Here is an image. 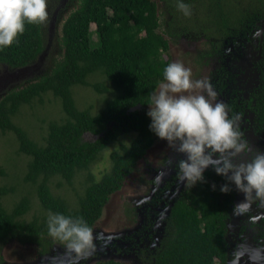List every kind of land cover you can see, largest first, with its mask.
<instances>
[{
    "label": "trees",
    "instance_id": "obj_1",
    "mask_svg": "<svg viewBox=\"0 0 264 264\" xmlns=\"http://www.w3.org/2000/svg\"><path fill=\"white\" fill-rule=\"evenodd\" d=\"M181 2L190 6V16L177 9V0H163L161 11L154 0H77L62 21L58 39L62 51L50 69L4 90L0 96V133L13 131L17 149L29 155L23 179L34 184L45 212L27 218L30 201L26 194L11 208L0 201V246L15 237L34 242L38 251H45L59 241L48 234L49 213L83 217L92 228L109 195L121 187L153 142L147 106L169 64L163 57L169 37L198 32L209 39L210 50L216 51L225 36L264 14V0ZM164 13L168 15L166 23ZM91 23H95L98 35L94 44ZM18 40L0 50L1 64L22 67L32 62L44 49L43 24L26 23ZM94 73L102 74L108 83L89 81ZM77 84L104 94L96 110L92 109L95 103L85 107L76 104L72 87ZM47 92L58 98L64 114L48 120L43 143H39L12 117L23 104L41 100ZM250 100H254L258 122L264 125V86L259 93L253 92ZM128 131H136V137L129 145L120 144L119 149L109 152L110 165L96 178L90 165ZM85 132L94 137L85 138ZM82 170L81 188L75 189L73 178ZM55 175L74 189V204L52 191L50 178ZM203 175V182L186 184L173 199L163 235L147 264H227L226 216L234 193L220 191L227 181L214 169L205 170ZM4 191L7 189H0ZM94 264L127 263L109 259Z\"/></svg>",
    "mask_w": 264,
    "mask_h": 264
},
{
    "label": "rangeland",
    "instance_id": "obj_2",
    "mask_svg": "<svg viewBox=\"0 0 264 264\" xmlns=\"http://www.w3.org/2000/svg\"><path fill=\"white\" fill-rule=\"evenodd\" d=\"M154 1L161 11L163 0ZM46 4L48 19L43 24L44 49L32 62L22 67H10L0 63V96L5 89L48 71L52 61L61 53L62 48L58 42L61 24L68 12L77 5V0H46ZM162 17L166 23L168 15L164 13ZM262 20L264 15L245 28L225 36L216 51L210 50L209 39H205L201 33L184 31L178 37H169V47L163 52V57L168 59L169 64L179 62L190 69L192 81H205L211 86L216 95L209 99L213 104L219 102L226 106L228 117L235 119L241 139L247 142L250 149L246 151L247 160L257 152H264V125L258 122L256 111L248 109L251 116L247 125H244L242 113L238 111L242 100L248 98L249 84L258 93L264 86V30L262 41L258 40L256 31L264 24ZM90 27L94 44L98 42L95 23H91ZM258 54L259 57L255 59ZM253 74L255 77L252 80ZM88 79L108 83L100 73L91 74ZM164 83L166 81L163 78L157 83L153 93L159 91ZM192 91L207 97L205 90ZM72 92L79 107L95 103L93 110L101 105L104 95L92 86L82 84L74 85ZM149 108L150 105L147 106V111ZM63 114L58 98L47 92L41 100L34 99L31 103L23 104L12 119L31 138L43 143L48 120L59 119ZM136 135V131L123 133L103 151L101 157L90 165L96 178L108 169L109 152L119 149L120 144L129 145ZM84 137L92 139L94 135L85 132ZM153 137L152 144L136 161L121 187L109 195L100 217L92 226L94 248L88 254L76 256L69 253L65 243L60 241H54L45 251H38L34 242L11 237L0 246V264H94L96 261L109 259H117L127 264H147L163 235L169 207L180 189L186 185L179 180L175 164L178 159L185 158L184 154L174 152L167 141L158 138L155 133ZM242 157L243 153L234 162H241ZM29 158V155L17 149V138L13 131L0 133V168L3 169V173H0V189H7L0 192V201L6 208H11L20 195L26 194L30 201V207L25 214L27 218L45 212L38 200L34 184L23 179ZM207 169L213 168L210 166ZM84 175L85 170L75 174V189L81 188ZM59 182H62L61 185H58ZM50 186L52 191L62 194L74 204V189L63 182L60 176H52ZM231 187L234 189V200L227 217L226 262L264 264V234L260 232L259 223L260 216H264V207L259 205L258 200H254L248 212L234 214L233 207L244 200V194L236 190L234 184Z\"/></svg>",
    "mask_w": 264,
    "mask_h": 264
},
{
    "label": "clouds",
    "instance_id": "obj_3",
    "mask_svg": "<svg viewBox=\"0 0 264 264\" xmlns=\"http://www.w3.org/2000/svg\"><path fill=\"white\" fill-rule=\"evenodd\" d=\"M176 7L185 16L191 15L190 6L181 0H177ZM46 8V0H0V50L19 43L26 23L45 24ZM190 77L191 70L179 62L164 68L166 83L152 94L149 103V129L166 140L174 152L184 154L185 158L175 161L179 180L190 186L203 182V173L211 166L227 181L220 186L221 192L231 191L234 184L244 194V200L234 205V214L248 212L254 200L264 207V152H257L247 161L234 162L240 154L250 151L247 142L241 139L235 119L228 117L226 106L209 99L216 95L211 86ZM194 89L205 90L207 97L195 94ZM47 225L49 236L64 242L69 253L83 256L94 248L93 230L83 217L49 213Z\"/></svg>",
    "mask_w": 264,
    "mask_h": 264
},
{
    "label": "flooded vegetation",
    "instance_id": "obj_4",
    "mask_svg": "<svg viewBox=\"0 0 264 264\" xmlns=\"http://www.w3.org/2000/svg\"><path fill=\"white\" fill-rule=\"evenodd\" d=\"M264 15V14H263ZM261 17V16H260ZM257 18H259V17H257ZM256 18V19H257ZM253 20H255V19H253ZM252 20V21H253ZM251 21V22H252ZM251 22H249V23H251ZM262 22H264V20H262ZM248 23V24H249ZM247 24V25H248ZM246 25V26H247ZM245 26V27H246ZM244 27V28H245ZM263 30H264V24L261 26V27H258L257 29H256V31H257V33H258V40L259 41H262V39H263V36H262V32H263ZM205 38V37H204ZM206 39V38H205ZM260 46H262V43L260 42ZM259 51H260V49H259ZM259 55L260 54H258L256 57H255V59L256 58H258L259 57ZM255 64V63H254ZM256 70V69H255ZM256 72V71H255ZM254 77H255V75L253 74L252 75V80L254 79ZM247 90L250 92L249 93V95H248V98H246V99H243L242 100V102L239 104V106H238V111L239 112H241L242 113V120H244V125H247V124H249V121H248V118H250V112H248V109H254L255 111H256V109L254 108V100H250V96H251V94L253 93V92H255V93H258V91H257V89L255 88V87H252V86H250V84L247 86ZM257 112V111H256ZM257 114V113H256ZM247 158H248V155H247V153L245 152V153H243V157H242V159H241V161H247ZM232 190H233V193H234V189L232 188ZM233 200H234V197H233ZM232 204H233V202H232ZM232 204H231V206H232ZM255 205H256V207H258L257 206V204H256V202H255ZM231 206H230V208H231ZM256 209H258V208H256ZM259 210V209H258ZM228 213H229V211H228ZM227 217H228V214H227V216H226V222H227ZM259 223H260V232L261 233H263L264 234V216H260V218H259Z\"/></svg>",
    "mask_w": 264,
    "mask_h": 264
},
{
    "label": "water",
    "instance_id": "obj_5",
    "mask_svg": "<svg viewBox=\"0 0 264 264\" xmlns=\"http://www.w3.org/2000/svg\"><path fill=\"white\" fill-rule=\"evenodd\" d=\"M255 73V72H254ZM250 131H251V128H250Z\"/></svg>",
    "mask_w": 264,
    "mask_h": 264
}]
</instances>
